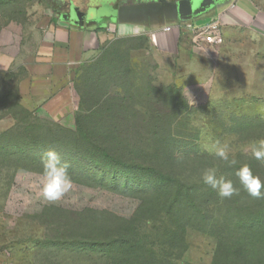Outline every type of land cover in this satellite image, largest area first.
Listing matches in <instances>:
<instances>
[{"label": "rangeland", "instance_id": "1", "mask_svg": "<svg viewBox=\"0 0 264 264\" xmlns=\"http://www.w3.org/2000/svg\"><path fill=\"white\" fill-rule=\"evenodd\" d=\"M249 2L254 11L252 22L226 32L218 46L194 43L187 37L181 41L177 53L164 56L142 40L115 38L104 46L106 52L83 63H97L101 83L116 84L123 90L129 89L127 80L133 72L141 73L143 87L150 84L156 88L180 89L188 102L189 113L184 121L170 128L179 130L172 132L185 137L186 144H195L202 157L185 158L176 152L173 159L170 155L154 152L150 129L155 128L151 127L152 122L142 124L139 119L137 125L133 122L126 126L127 129L122 128L129 131L130 144L114 141L105 134L104 141L115 148L112 151L130 152L135 154L137 162L190 182L201 180L204 167L217 162L212 149L217 141L229 146L230 158L235 160L240 155L246 158L251 154L250 146L260 140L247 141V130L234 133L232 129H236L239 120L230 121L246 108L264 117V0ZM239 5L251 10L245 2ZM49 13L47 5L39 0H0V42L3 33L8 31L14 41L12 47L23 50L22 46L18 47L17 38L24 28L38 25L33 16ZM213 16L209 14L192 22L202 25L210 22ZM98 24L105 26L101 22ZM111 47L117 49L115 53ZM129 48L136 50L129 51ZM6 84L0 78V98L14 91ZM117 90L113 88L112 91ZM9 105V100L0 101V147L29 135L25 126L10 135L1 134L9 123L5 116ZM250 111L246 113L250 115ZM40 129L39 141L48 143L53 138L48 131L54 129L44 124ZM157 129L165 128L163 125ZM241 129L246 128L243 125ZM60 138L65 136L60 135ZM15 163L16 157L1 155L0 150V264H81L76 258L72 259L69 248L59 251L65 248L62 243L68 242L70 237L97 233L108 225L110 215L129 219L138 205L137 199L88 179L73 182L60 201L45 202L36 187L38 173L17 170L13 167ZM214 208L217 213L218 207ZM185 239L187 250L181 257L183 263L211 264L217 246L215 238L188 228Z\"/></svg>", "mask_w": 264, "mask_h": 264}, {"label": "trees", "instance_id": "2", "mask_svg": "<svg viewBox=\"0 0 264 264\" xmlns=\"http://www.w3.org/2000/svg\"><path fill=\"white\" fill-rule=\"evenodd\" d=\"M129 38L148 44L145 35ZM111 50L115 53L117 49L111 47ZM104 51L105 47L101 52ZM96 64L92 61L82 64L75 72L73 87L79 105L73 130L38 118L34 111L22 105L20 96L14 92L0 98L10 101L5 116L11 121L1 134L10 135L21 126L29 130L28 137L0 147L1 155L16 157L15 169L39 173L44 154L55 151L68 164L72 182L96 181L138 200L129 219L110 215L107 226L81 238L70 237L59 251L69 248L72 259L81 264H189L183 263L181 257L187 250L186 230L191 228L216 239L211 264H264V198L251 197L236 175L247 165L264 181V162L248 154L246 158L240 155L233 166L219 159L218 163L212 160L205 166L204 170L216 168L218 176L231 180L239 189L237 195L223 199L202 179L190 182L169 176L137 162L135 154L112 151L115 148L104 141L105 134L114 141L130 144L126 126L133 122L137 125L139 119L142 124L152 122L151 127L155 128L150 129L154 152L173 159L176 152L185 158L202 157L195 144H186L185 137L173 133L179 130L171 129L189 113L188 102L180 89L156 88L150 84L143 87L141 73L137 72L128 77L129 89L106 85L101 83ZM113 88L118 90L113 92ZM247 111L250 109L240 110L237 118L230 120L232 123L239 120L233 132L247 130V141L263 139L264 117L252 110L248 115ZM41 124L54 129L48 131L53 135L48 143L39 141ZM163 125L164 130L157 129ZM243 125L246 129H241ZM60 135L65 138L61 139Z\"/></svg>", "mask_w": 264, "mask_h": 264}, {"label": "crops", "instance_id": "3", "mask_svg": "<svg viewBox=\"0 0 264 264\" xmlns=\"http://www.w3.org/2000/svg\"><path fill=\"white\" fill-rule=\"evenodd\" d=\"M240 2L249 4L251 10L242 8ZM33 18L38 25L25 27L17 38V45L23 50L12 47L14 41L8 31L1 36L0 78L6 81L7 87L14 88L13 92L20 96L22 105L34 111L38 118L70 130L76 127L79 105L73 87L75 72L83 63L95 58L107 42L145 35L152 50L167 56L177 53L181 41L187 37L193 41L183 25L173 26L168 33L162 32L161 28L145 29L132 25L113 27L114 30L96 26L79 30L57 20L51 12ZM252 18L254 11L249 0H233L227 7L216 11L212 19L221 23L223 42L226 32L252 22ZM149 32H156V45L150 42ZM7 119L9 126L11 121Z\"/></svg>", "mask_w": 264, "mask_h": 264}, {"label": "clouds", "instance_id": "4", "mask_svg": "<svg viewBox=\"0 0 264 264\" xmlns=\"http://www.w3.org/2000/svg\"><path fill=\"white\" fill-rule=\"evenodd\" d=\"M214 155L229 166L236 164L234 158H230L229 146L217 141L212 145ZM252 157L256 161L264 162V140H260L250 146ZM41 172L36 174V187L45 202L60 201L72 188L73 182L68 171V164L63 162L60 155L55 151H47L41 161ZM216 168H207L202 173L203 183L212 190L217 191L219 197L226 199L237 195L239 189L231 180L217 175ZM240 185L248 194L256 199L264 198V181L254 175L247 165L241 167L236 173Z\"/></svg>", "mask_w": 264, "mask_h": 264}, {"label": "water", "instance_id": "5", "mask_svg": "<svg viewBox=\"0 0 264 264\" xmlns=\"http://www.w3.org/2000/svg\"><path fill=\"white\" fill-rule=\"evenodd\" d=\"M233 0H149L117 8L112 26H139L158 29L163 26L185 25L209 14H214L232 3ZM84 14L71 19L70 26L82 30L96 26L94 20L83 22Z\"/></svg>", "mask_w": 264, "mask_h": 264}, {"label": "flooded vegetation", "instance_id": "6", "mask_svg": "<svg viewBox=\"0 0 264 264\" xmlns=\"http://www.w3.org/2000/svg\"><path fill=\"white\" fill-rule=\"evenodd\" d=\"M44 2L51 14L59 21L70 25L71 19L84 14L83 22L91 23L94 19L96 27L106 28L115 17L116 10L121 5L134 4L139 0H39ZM149 1V0H140ZM178 1V0H170ZM95 17V18H94ZM94 18V19H93ZM104 27H99L100 22Z\"/></svg>", "mask_w": 264, "mask_h": 264}, {"label": "built area", "instance_id": "7", "mask_svg": "<svg viewBox=\"0 0 264 264\" xmlns=\"http://www.w3.org/2000/svg\"><path fill=\"white\" fill-rule=\"evenodd\" d=\"M220 26L221 23L218 19H212L210 22L202 25L188 23L182 27L192 36L194 43L204 42L208 45H219L222 43ZM172 29V26H163L161 31L168 33L172 31ZM148 38L153 45H156V32H149Z\"/></svg>", "mask_w": 264, "mask_h": 264}]
</instances>
